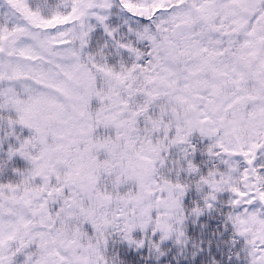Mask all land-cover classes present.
<instances>
[{
    "label": "snow or ice",
    "instance_id": "6c2138e0",
    "mask_svg": "<svg viewBox=\"0 0 264 264\" xmlns=\"http://www.w3.org/2000/svg\"><path fill=\"white\" fill-rule=\"evenodd\" d=\"M0 264H264V0H0Z\"/></svg>",
    "mask_w": 264,
    "mask_h": 264
}]
</instances>
